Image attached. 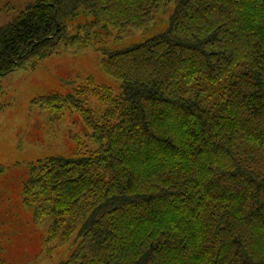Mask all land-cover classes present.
<instances>
[{
  "label": "trees",
  "instance_id": "16d2710c",
  "mask_svg": "<svg viewBox=\"0 0 264 264\" xmlns=\"http://www.w3.org/2000/svg\"><path fill=\"white\" fill-rule=\"evenodd\" d=\"M93 46L118 92L90 76L35 99L91 129L22 186L50 239L76 241L59 264H264V0H37L0 25V75Z\"/></svg>",
  "mask_w": 264,
  "mask_h": 264
},
{
  "label": "rangeland",
  "instance_id": "374dc122",
  "mask_svg": "<svg viewBox=\"0 0 264 264\" xmlns=\"http://www.w3.org/2000/svg\"><path fill=\"white\" fill-rule=\"evenodd\" d=\"M36 1L0 0V25L14 21ZM172 10L171 6L165 19ZM152 27L131 29L116 43L112 37L108 46L141 41L159 32L165 23ZM101 59L102 52L96 46L68 47L35 65L0 75V264H59L76 246L74 239L60 245L58 239H50V217L37 219L34 207L23 203L22 186L31 161L69 153L79 144L84 147L91 134L79 111H55L35 99L67 94L90 76L97 85L118 92L120 81L103 70ZM96 103V98L89 99V107ZM103 103L100 101L97 109L103 110Z\"/></svg>",
  "mask_w": 264,
  "mask_h": 264
}]
</instances>
